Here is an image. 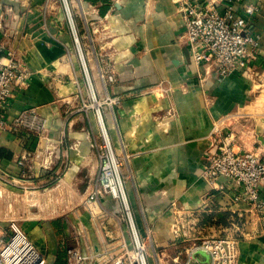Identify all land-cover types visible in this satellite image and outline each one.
<instances>
[{
    "label": "crops",
    "instance_id": "crops-1",
    "mask_svg": "<svg viewBox=\"0 0 264 264\" xmlns=\"http://www.w3.org/2000/svg\"><path fill=\"white\" fill-rule=\"evenodd\" d=\"M215 1L221 13L230 6L240 11L258 5L251 22L262 39L253 61L257 78L238 70L219 81L212 70L193 71L177 0H0V46L30 72L27 87L13 86L5 103L8 126L0 128L5 177L0 178V224H18L30 209L48 208L58 219L45 223V232L26 231L50 264L62 247L83 255L101 250V222L117 207L107 197L87 201L98 174L88 135L97 133L98 122L96 106H82L86 71L79 67L76 36L103 17L130 30V47L146 49L122 69L121 55L113 63L100 57L90 63L83 56L82 62L114 148L125 161L126 191L148 243L149 264L183 263L202 238L227 233L240 238L239 264H264V215L235 201V190L212 189L202 176L216 131L233 137L236 148L264 157V129L251 112L253 97L264 87V0ZM29 108L45 118V137L12 129V121ZM27 152L31 156L23 167L19 161ZM260 192L264 198V183ZM173 207L185 212L192 226L188 238L175 239L169 231ZM34 211L30 222L37 223Z\"/></svg>",
    "mask_w": 264,
    "mask_h": 264
},
{
    "label": "built area",
    "instance_id": "built-area-1",
    "mask_svg": "<svg viewBox=\"0 0 264 264\" xmlns=\"http://www.w3.org/2000/svg\"><path fill=\"white\" fill-rule=\"evenodd\" d=\"M184 22V37L190 54V66L201 74L202 68L212 70L222 81L238 70H246L257 78L253 61L261 49V35L254 32L251 22L259 7L246 4L241 10L230 6L224 13L215 0H177ZM74 27V26H73ZM78 48L81 49L76 36ZM87 79L90 82L84 62ZM113 79L112 76H109ZM30 72L23 67L16 55L5 52L0 46V128L5 129L8 121L5 103L12 94L14 85L27 87ZM91 85V82H90ZM259 93L264 96V87ZM259 97V98H260ZM95 100L98 131L88 135L90 147L95 151L98 174L96 186L89 192L87 201L93 202L105 197L117 205L105 214L100 232L103 237L101 250L83 255L75 247L67 248V264H83L89 260L95 264H149L148 243L135 223L133 210L126 191L125 161L118 153L108 133L100 111L99 101ZM83 109L90 106L83 104ZM264 110V101L263 107ZM263 113V112H262ZM264 129V115L255 118V125ZM11 127L22 133H34L45 137L46 120L35 108H29L16 117ZM77 148V145H75ZM27 152L19 161L26 166ZM0 171V178L5 180ZM202 176L212 189L235 190L232 198L244 201L250 210L264 215V198L260 187L264 183V157L245 147L236 148L234 138H223L216 131L206 148ZM225 178V182H220ZM169 231L175 239L189 237L190 226L185 212L173 207ZM199 250L207 253L206 261L201 260ZM240 238L236 233L205 237L189 251L188 258L177 264H239ZM47 256L37 247L29 235L18 224H0V264H47Z\"/></svg>",
    "mask_w": 264,
    "mask_h": 264
},
{
    "label": "rangeland",
    "instance_id": "rangeland-1",
    "mask_svg": "<svg viewBox=\"0 0 264 264\" xmlns=\"http://www.w3.org/2000/svg\"><path fill=\"white\" fill-rule=\"evenodd\" d=\"M114 23L115 20H113V18L111 19V18L103 17L99 20L96 19L94 22L90 24L89 28L87 27L86 31L84 30L81 32L83 36L79 35V43L81 49L77 47V56L80 59L79 67L82 71H84V73H85V69L82 62V56L85 57L86 60L89 59L90 63H93L94 59L98 57L102 59L105 58L106 61L113 63V59L121 55L122 57L121 69H122L129 66L131 57H134L136 54H139L141 52L142 53L145 52L146 49L143 48L136 49L135 47H130V43H131V42L129 43L130 38L127 37L128 35H130V30L128 28H127L128 30H126L125 29L126 26L121 27V25H123L122 22L121 24L119 23L114 24ZM111 58L112 61H110ZM84 75L85 76L83 78L84 82L82 89H84L85 103L91 108V106L95 105V100L92 96V89L90 82L87 79L86 74ZM65 85H67V83L64 82L63 86ZM253 100L255 101H253L251 104V112L256 117L264 115V110L262 109L264 96L260 98L258 96L257 97L255 96L253 97ZM96 117L98 116L96 115ZM33 210H35L34 212H36V216L40 219L37 223L30 222L31 220H33L31 213L33 212ZM24 216L26 217L25 221L21 220L20 222H18V226L28 235L29 232L27 231L30 230V228H34V227L43 228V231L45 232L44 224L50 221H56L58 219V218L52 219L48 212V208H44V207L30 209V213L26 212ZM29 237L33 240L31 235H29ZM35 244L39 249H41L38 242L37 243L35 242ZM47 264H50L49 260Z\"/></svg>",
    "mask_w": 264,
    "mask_h": 264
},
{
    "label": "trees",
    "instance_id": "trees-1",
    "mask_svg": "<svg viewBox=\"0 0 264 264\" xmlns=\"http://www.w3.org/2000/svg\"><path fill=\"white\" fill-rule=\"evenodd\" d=\"M94 2H96L97 0H93ZM108 6L109 5H104L103 8L101 9V15H104L107 10H108ZM67 249L62 247L61 249L58 250L57 255H56V259L54 264H67Z\"/></svg>",
    "mask_w": 264,
    "mask_h": 264
},
{
    "label": "water",
    "instance_id": "water-1",
    "mask_svg": "<svg viewBox=\"0 0 264 264\" xmlns=\"http://www.w3.org/2000/svg\"><path fill=\"white\" fill-rule=\"evenodd\" d=\"M199 253L203 254L204 256H206V258H208V255H207V253H205L204 251H202V250H199Z\"/></svg>",
    "mask_w": 264,
    "mask_h": 264
}]
</instances>
